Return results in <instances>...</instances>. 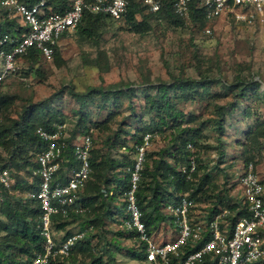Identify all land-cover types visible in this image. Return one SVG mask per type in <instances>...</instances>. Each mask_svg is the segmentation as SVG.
Listing matches in <instances>:
<instances>
[{
	"label": "rangeland",
	"instance_id": "1",
	"mask_svg": "<svg viewBox=\"0 0 264 264\" xmlns=\"http://www.w3.org/2000/svg\"><path fill=\"white\" fill-rule=\"evenodd\" d=\"M142 15L141 12L134 16L135 24L142 21ZM162 18L160 23L150 18L149 27L138 31L120 21H105L97 37L81 39L73 32L63 36L50 60L39 56L30 64L25 56L20 58L15 71L0 86V95L12 97L8 108L0 110V117L2 124L10 125L22 118L26 107L40 103L50 118L61 119L69 135L83 133L84 129L76 126L86 128L93 140L92 154L97 150L103 156L121 160L126 153L135 163L136 152L133 155L119 144L110 146V141L105 143V139L117 133L127 147H132L129 134L156 122L146 107L145 96H153L160 82L171 84L173 78L211 80L209 85L195 89L189 99L174 100L176 109L184 115L181 128L199 130L195 145L187 148L189 160L191 158L195 164V176L189 180L196 182L205 173L210 176L204 192L197 195L196 209L199 213L211 214L217 208L226 207L224 203H216L215 194L228 199L238 194L237 175L248 165L264 188V11L240 21L221 15L206 24L195 20L179 24L165 14ZM205 28L209 33L204 32ZM239 82L246 85L243 97L237 95ZM98 88L117 93L99 96L92 91ZM70 92H90V95L82 105ZM217 107L224 108L222 134L214 130ZM37 112L38 108L32 110L33 115ZM254 129L261 132L254 138L255 142L248 139ZM124 131L129 132L128 135ZM172 132L168 127L152 132L144 150L145 155L151 154L148 169L165 148L168 150L164 158L169 164H173V157H178L171 145ZM24 144L20 141L15 156L10 158L14 171L12 184H17L8 194L17 200L32 198L34 191L19 188L21 182L26 184L33 179V149L30 143ZM10 153V144L2 146L0 162L8 161ZM23 162L29 166H22ZM176 166L180 173L187 167L182 162ZM111 173L107 172L108 177ZM112 174L122 180L121 169L117 168ZM109 188H114V184ZM107 202L110 212H116L123 208L124 199L116 195ZM101 212L96 209L85 218L91 219ZM113 217L119 218V215ZM3 220L0 215V222ZM79 225L80 221L76 220L63 229L52 227L54 240L58 242L66 231L76 232ZM88 230V235L95 236L90 239L91 254L102 255L104 264H144L132 256L133 252L137 253V244L121 231L114 219L102 218L100 225ZM148 230L157 244L174 236L170 219L164 215L149 225ZM9 240L1 231L3 255L10 253L19 262L25 260L16 248L7 247ZM75 256L76 262L88 261L85 255L77 253ZM108 256L112 259H107Z\"/></svg>",
	"mask_w": 264,
	"mask_h": 264
},
{
	"label": "built area",
	"instance_id": "2",
	"mask_svg": "<svg viewBox=\"0 0 264 264\" xmlns=\"http://www.w3.org/2000/svg\"><path fill=\"white\" fill-rule=\"evenodd\" d=\"M131 4L137 5L143 15L151 16L165 8L183 22L189 20L191 9H201L203 24L221 15H229L235 21L247 20L264 11V0H70L69 7L60 13L51 11L45 0L31 4L21 0H0V7L7 11V16L15 18L23 29L15 37L0 36V86L15 71L16 64L29 48L50 60L59 40L74 31L84 10L130 25L127 17ZM245 11L249 13L244 14ZM155 21L160 23L161 19L156 17ZM204 32L209 33V29L205 28ZM34 134L42 144L33 158L35 169L32 175L37 178V184L31 194L40 211L38 228L42 252L34 254L30 264H49L51 260H65L83 236V233H75L56 242L50 224L54 215L63 217L68 212L77 214L83 211L77 200L90 174L88 158L92 138L90 132L73 137L71 151L77 168L66 170L62 169L69 138L65 125L55 124L51 130L37 127ZM151 134L143 135L141 144L135 147L137 158L130 172V187L124 195L125 218L120 225L123 232L134 233L136 249L143 254L142 262L264 264V188L251 165L237 175L235 187L238 194L229 196L228 204L233 210L222 207L211 214L199 213L196 200L183 193L178 200L161 208L162 215L170 219L173 238L161 244L152 239L140 219L135 201L143 154ZM186 148L190 149L191 145L187 144ZM194 170L195 164L190 158L181 173L189 180ZM12 179L10 171L0 166V189L10 190ZM241 210L245 214L238 215Z\"/></svg>",
	"mask_w": 264,
	"mask_h": 264
},
{
	"label": "trees",
	"instance_id": "3",
	"mask_svg": "<svg viewBox=\"0 0 264 264\" xmlns=\"http://www.w3.org/2000/svg\"><path fill=\"white\" fill-rule=\"evenodd\" d=\"M21 1L31 4L36 0ZM45 2L47 6H51H49L51 11L60 13L69 7L70 0H45ZM135 13H141V9L137 5L131 4L127 18L131 21L130 25L135 31L149 27L150 24L148 21L150 18L155 21L156 17H159L162 22L163 14L169 16L179 24L187 22H183L182 20L175 18L167 9L163 8L156 16H151L149 14L142 15V21L135 24L133 21ZM202 19L203 13L201 9H191L189 15L190 21L195 20L203 24ZM109 20L111 19L106 15L91 14L88 11L84 10L81 19L75 27L73 33L81 39H90L93 37H97L98 33H100V30L105 26V21ZM22 30L23 29L19 26L17 20L15 18L8 17L7 11L0 7V36L9 35L11 37H15L18 36L22 32ZM8 48L9 46L6 47V49ZM56 51L57 48L54 49L52 57L55 55ZM24 56L30 64H33V62L38 59L40 54L34 48H29ZM210 82L211 80H207L205 78H199V80H193L190 78H173L171 84L160 82L155 86L153 96H145L146 107L150 113H153L156 122L152 121L150 125L141 127L139 130H136L135 133L129 134L130 138L133 140L132 147H127L126 141L123 138H120L117 133H114L111 137H107L104 141L105 143H108L110 141V146L119 144L121 147L130 150L134 155V153L136 152L135 147L141 144L142 135L144 133L162 131L166 127L173 131L172 133L174 137L171 139V145L174 148L173 153H178V157H173V164H169L164 158V155L167 153L168 148L160 151V153L158 154V159L152 162L150 169H148L147 160L150 158L151 154H144L142 168L138 175V182L135 191V201L140 211V219L144 223L148 234V226L154 223L158 217L160 218V216L162 215L161 208L165 204L178 200L179 196H181L183 193H187L192 199L198 200L199 198L197 195L201 192H204L203 187L210 181V176L206 173L200 176V178L196 182H193L191 180L185 179V176L176 170V164L178 162H182L185 165L188 164L190 155L186 148V145H195L196 139L199 137V130L197 128H181V123H183L184 121V115L176 109L174 104V100L185 101L189 99L195 89H201L202 87L209 85ZM245 86V84L239 82L240 88L238 89L237 95H239L240 97H243L245 95ZM92 91L99 96L117 93L116 91L111 90H107L105 92L99 88ZM70 93L82 105L85 102L86 98L90 95V92L84 94H77L72 92ZM11 103L12 97L0 95V110H6ZM233 106L234 104H230V107ZM36 108H38V112L34 113L35 115H33L32 110ZM223 109V107H217L215 110L217 119L214 122V130L218 134H222L224 130ZM59 123H63L61 119L50 118L48 113L43 112V107L40 103H38L37 105H30L26 107L23 111L22 118L17 122H12V124L10 125L2 124V120L0 117V149L4 145H11V153L8 156L9 160L0 162V166L2 168L8 169L12 176V173L14 171L11 168L10 158L15 156L14 151H16V147H19L20 141L23 144L24 142L30 143V147H32L33 149L31 162L32 174L33 170L35 169V165L33 163L34 155L42 148L41 142L34 134L35 129L37 127H42L46 130H51L55 124ZM76 127L78 129H84L81 135L88 134V130L86 128L79 126ZM124 133L128 135L129 132L124 131ZM259 133L261 132H259L258 129H254L250 133L248 139L255 142L254 138ZM74 135V133L73 135H69V138L66 141L67 146L64 152L65 160L63 162L62 169L64 168L68 170L77 168V162L73 159L71 151V141L73 140ZM186 135H188L187 138ZM91 141L93 144L92 139ZM92 151L93 150L91 148L88 158L90 168L89 178L86 181L84 188L79 194V198L77 200V203L81 205L83 211L77 214L68 212V214L63 217L60 215H54L53 217H51L50 224L51 230L52 227L55 230H59L63 229L70 222L79 220V229L74 233L66 231L65 235L62 236L60 240L75 233H83V236L76 242L69 256L65 260L59 261L55 259L51 260L49 264H104V262L102 261V255L94 256L93 254H91L92 247L90 246V239L95 238V236L88 235V229L92 226L96 227L100 225L102 222V218L114 219V222L119 226L121 225V221L125 218V201L123 202V208L121 210L120 208H118L116 212H110L109 203L107 201L113 199V197H115L116 195H121L124 199V195L130 187L129 177L134 165V161L129 160L126 153L125 155L121 156V160H118L103 156L97 150L94 152V154H92ZM195 162H197L196 159ZM22 166H29V164L23 162ZM117 168L121 169V172L123 174L122 180L115 178V175L112 174L113 171H115ZM108 171L112 172L109 177L107 174ZM194 176L195 173L191 175L192 178ZM32 178V181H30L29 183L24 184L21 182L19 184L20 190H34V193L36 190L37 178L35 176H33ZM112 183L114 184V188H109ZM14 184L16 185L17 183H13L10 189H13V187L15 186ZM0 190V215L4 218V220L0 222V232L3 231L5 235L10 238V244L7 245V247L16 248L19 255L25 258V260L19 262L14 259L12 254L9 253L3 255V253L0 251V264H30L31 258L34 256V254L42 252V237L39 234L38 228L40 211L37 202L33 198L17 200L12 196H9L10 194H8V192L10 190ZM110 191L113 192L111 193L110 197H108V193H110ZM213 198H215L217 204L220 205L224 203L223 205L226 204L227 208L233 210V208L228 205L230 198H226L225 195H223V197H220L218 194H215ZM96 204H98L99 206L95 207ZM159 208L160 210L158 211ZM96 209H100L102 211V214H95L91 219L85 218L90 212L93 213ZM115 214L119 215V218H114L113 216ZM242 214H245L244 210L238 212V215ZM126 234L128 237L133 238L134 240V233L130 232ZM77 253L88 257V261L76 262L75 254ZM107 254L109 253L107 252ZM132 256L138 257L137 259H141L143 261V254L138 251L137 253L133 252ZM108 258L110 259L111 257L108 256L107 259Z\"/></svg>",
	"mask_w": 264,
	"mask_h": 264
}]
</instances>
